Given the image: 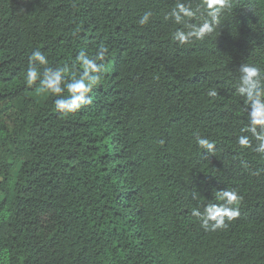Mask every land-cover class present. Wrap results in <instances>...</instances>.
<instances>
[{
    "label": "trees",
    "instance_id": "obj_1",
    "mask_svg": "<svg viewBox=\"0 0 264 264\" xmlns=\"http://www.w3.org/2000/svg\"><path fill=\"white\" fill-rule=\"evenodd\" d=\"M73 2L0 0V264H264V157L236 143L234 93L242 63L264 67V0H233L211 37L183 47L164 20L175 0ZM101 42L108 72L78 113L24 86L32 49L63 65ZM228 187L240 217L205 232L192 193Z\"/></svg>",
    "mask_w": 264,
    "mask_h": 264
},
{
    "label": "clouds",
    "instance_id": "obj_2",
    "mask_svg": "<svg viewBox=\"0 0 264 264\" xmlns=\"http://www.w3.org/2000/svg\"><path fill=\"white\" fill-rule=\"evenodd\" d=\"M72 6H76L75 0ZM232 6L233 0H175L164 13V20L176 26L170 34L171 41L183 47L206 40L220 27L222 16ZM152 16L151 10L145 11L138 24L147 25ZM109 55V47L101 42L94 55L81 49L69 63L60 65L50 63L46 52L36 47L28 54L27 66L22 70L24 86H38L41 92L50 94L53 110L59 116L76 114L93 102L91 93L107 75ZM234 93L241 99L246 112V123L236 136V143L241 149L264 157V67L242 63L238 68ZM208 95L216 97L219 91L211 88ZM196 143L210 154L216 149V143L204 136L197 135ZM192 196L198 202L191 209V216L205 232L225 230L241 215L244 196L234 188L218 190L214 199L203 203L196 193Z\"/></svg>",
    "mask_w": 264,
    "mask_h": 264
}]
</instances>
